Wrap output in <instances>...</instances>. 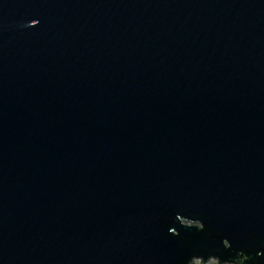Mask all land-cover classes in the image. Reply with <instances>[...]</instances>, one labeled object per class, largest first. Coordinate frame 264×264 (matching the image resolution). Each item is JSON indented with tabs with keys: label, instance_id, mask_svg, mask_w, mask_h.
<instances>
[{
	"label": "water",
	"instance_id": "water-1",
	"mask_svg": "<svg viewBox=\"0 0 264 264\" xmlns=\"http://www.w3.org/2000/svg\"><path fill=\"white\" fill-rule=\"evenodd\" d=\"M264 264V0H0V264Z\"/></svg>",
	"mask_w": 264,
	"mask_h": 264
},
{
	"label": "rangeland",
	"instance_id": "rangeland-1",
	"mask_svg": "<svg viewBox=\"0 0 264 264\" xmlns=\"http://www.w3.org/2000/svg\"><path fill=\"white\" fill-rule=\"evenodd\" d=\"M201 259H195L194 260V264H200ZM204 264H218V259H209L207 262H205ZM228 264H234V263H228Z\"/></svg>",
	"mask_w": 264,
	"mask_h": 264
},
{
	"label": "bare ground",
	"instance_id": "bare-ground-1",
	"mask_svg": "<svg viewBox=\"0 0 264 264\" xmlns=\"http://www.w3.org/2000/svg\"><path fill=\"white\" fill-rule=\"evenodd\" d=\"M214 259V258H213Z\"/></svg>",
	"mask_w": 264,
	"mask_h": 264
}]
</instances>
